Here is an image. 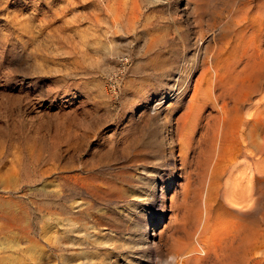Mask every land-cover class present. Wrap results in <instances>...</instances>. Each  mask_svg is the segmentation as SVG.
Listing matches in <instances>:
<instances>
[{"label":"rangeland","instance_id":"rangeland-1","mask_svg":"<svg viewBox=\"0 0 264 264\" xmlns=\"http://www.w3.org/2000/svg\"><path fill=\"white\" fill-rule=\"evenodd\" d=\"M107 6H118L119 29ZM219 47L228 65L214 81L202 62ZM241 83L262 93L237 136L248 158L220 183L234 184L244 215L211 208L201 264H230L224 241L235 231L249 239L242 264H264V0H0V264H157L178 233L195 241L205 220L198 143L213 140Z\"/></svg>","mask_w":264,"mask_h":264},{"label":"bare ground","instance_id":"bare-ground-1","mask_svg":"<svg viewBox=\"0 0 264 264\" xmlns=\"http://www.w3.org/2000/svg\"><path fill=\"white\" fill-rule=\"evenodd\" d=\"M117 8H118V6H117ZM117 8L107 6L105 8V12H106V16L109 20L110 25L114 28L119 29L120 28V24H119L120 15L116 12ZM226 42H228V41H226ZM150 44H152V43L150 42L149 46H150ZM226 45H228V43ZM217 50L218 51L216 52L215 55H212V56L210 55V56L206 57L204 62H202L203 65L206 66V69H205L206 72L208 74H210L211 79H213L214 81L217 79L218 80L220 79V71L223 70V68H225L228 65V64L226 65V62L222 63L221 61H219V62L216 61L223 56V54L226 52L227 48L226 47H219ZM230 58H231V56H230ZM209 93H212V92L210 91ZM261 93H262V91H261ZM257 94H259V86L257 84L241 83V89L239 90L238 93L236 92V90H235V92L229 91L228 93H226L225 98L223 97L224 98L223 102L225 104L219 108L220 116L218 117V123L216 125L217 131H216V134H215L213 140L208 145L203 144L205 142L204 140H201L198 143L199 152L197 154L198 159L196 160V163L201 166V168L203 169V174H204V175L202 174L204 176V191H203L201 197H202L203 206H204L203 208H204V212H205V216H204L205 220H204V222L202 221V223H203L202 228L200 230L197 229L196 233L194 231L195 235L197 234L196 237L194 238L195 241H193L191 238L190 239H183V237L179 236V233H178L176 238H177V243L179 244V248L170 252L169 255H167V256L161 257V255H159L157 264H201L207 258L206 250L202 246V244H203L202 241L206 242L208 240H211V239H209L210 236H209V228H208L209 220L210 219L212 220V218H210V219L208 218V215L211 213V208L216 210V211L219 209H223L225 214L228 215L226 217H228V219L230 217L231 221L240 220V218L244 215V212L242 211V207H241L243 205L244 201H242L241 199H238L236 197V192L234 191V184L231 181H229V182H225V184L222 186V184L220 183V180L223 176V173H225V172H227V170L233 169L235 167L237 159L244 158L247 160V158H248L247 151L245 150L246 146L242 145V143L239 141L237 136H238V133L240 132L239 129H241L245 125V123H246L245 120H247V119H244V117H243L244 108L248 104H251V101L254 100L253 98ZM213 95H214V93H213ZM208 98H209V100H212L214 103H216L217 99L220 98V96L215 95L213 97L211 94H209ZM195 111H197V110H195ZM190 112H192V110ZM257 119L255 118L253 120H257ZM189 120H190V118H189ZM251 121H252V119H251ZM257 121L256 122L254 121V123H256L258 125L259 122L257 123ZM192 124H190V127H192L191 126ZM249 125H251V123H249ZM258 126H257V128H258ZM193 128H195V127H192L191 129H193ZM255 130H256V128L254 127L253 132ZM188 134H190V133H188ZM185 135H187V134H185ZM185 135H184V138L186 139V141H183L184 139L180 138L178 140V143H180V145L182 146V149L186 148L187 150H191L190 140L189 139L187 140ZM180 136H182V135H180ZM243 136L244 135L242 132L241 137H243ZM203 137H204V135H203ZM242 142H244V141H242ZM248 145H249V143H248ZM179 149H180V155H181V156H179L180 160H181V165L183 166V168L185 170L186 165H185V162L183 161L184 156H182L183 153L181 151V148H179ZM193 149H194V147H193ZM259 151H260V149H259ZM259 151H258L257 144H255L253 156H257L259 154ZM185 152H186V150H185ZM187 154H189V153H187ZM257 170L258 169H255V171L252 173L251 178H250L251 185L253 186L252 190H253V188L256 187V183L259 182L258 177H257V174H258ZM255 172H257V174ZM222 187H223L224 192L222 195H220V189H222ZM82 188H84V185ZM212 188H214L216 190V193L214 195H213V193H210V190ZM150 190H151V188H150ZM89 191H90V189H89ZM204 192H205V194H204ZM201 197H199V198H201ZM208 202H210L212 205H209L210 203L208 204ZM4 205L9 206L10 202L4 201ZM232 205L236 206L237 208L232 207ZM5 215L9 216L10 211L6 210ZM201 215H202V213L200 214V216ZM209 216H212V215H209ZM226 217L224 219H226ZM219 218H222V217H219ZM234 224H238V223L235 222ZM12 225L13 224L11 223V220H9V218L6 217V219L4 221V230H6V231L10 230ZM233 227L235 228V226H233ZM24 231H25L26 235L30 234V229L28 226L25 227ZM237 232L238 231H235L233 233H229L231 235H226L227 239L224 238L225 239L224 247L227 251H229V255H228L227 260L230 262V264H242L243 260L241 258H242V254H243V250H244V245H246V243L249 242L248 241L249 239L247 238L248 236H246L244 233L242 235L238 233L236 236ZM221 233H223V232L221 231ZM236 243H237V245L235 246ZM255 247L256 246H254V248ZM217 248L219 250V247H217ZM143 249H148V246L141 248V250L139 249L141 251V253L143 251H147V250H143ZM196 254H204V256L202 255L203 257L196 258ZM136 264H143V263H141L137 260Z\"/></svg>","mask_w":264,"mask_h":264},{"label":"built area","instance_id":"built-area-1","mask_svg":"<svg viewBox=\"0 0 264 264\" xmlns=\"http://www.w3.org/2000/svg\"><path fill=\"white\" fill-rule=\"evenodd\" d=\"M126 64H127V59L123 58L121 60V69H119V71L112 74L108 78L106 90L110 96H115L117 94V91L119 89V80H120L121 75L123 74L124 66Z\"/></svg>","mask_w":264,"mask_h":264}]
</instances>
